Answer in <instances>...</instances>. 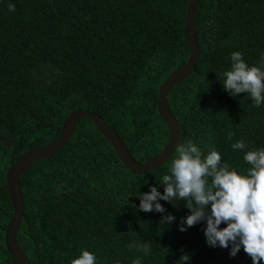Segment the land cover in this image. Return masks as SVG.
<instances>
[{
    "label": "trees",
    "instance_id": "1",
    "mask_svg": "<svg viewBox=\"0 0 264 264\" xmlns=\"http://www.w3.org/2000/svg\"><path fill=\"white\" fill-rule=\"evenodd\" d=\"M188 3L0 0V264L12 263L7 172L24 152L55 140L72 111L99 114L138 163L162 152L170 136L158 91L189 58ZM196 34V68L167 94L182 134L177 147L192 141L204 154L220 152V163L247 170L244 152L231 144L243 139L248 150L264 148V104L254 107L246 93L230 96L219 74L234 51L250 65L260 63L264 0H200ZM176 148L158 168L135 175L94 123L81 119L59 153L20 177L19 246L32 264H70L85 248L96 253L97 264H231L226 249L206 243L203 222L179 230L189 214L182 201H160L162 214L138 211L129 200L151 186L163 192L158 180ZM168 213L175 220L163 223ZM136 245H147V253Z\"/></svg>",
    "mask_w": 264,
    "mask_h": 264
},
{
    "label": "clouds",
    "instance_id": "2",
    "mask_svg": "<svg viewBox=\"0 0 264 264\" xmlns=\"http://www.w3.org/2000/svg\"><path fill=\"white\" fill-rule=\"evenodd\" d=\"M8 8L14 11L15 6L9 3ZM230 61V67L219 74L223 77V80H220L223 90L232 97L246 93L254 107H261L264 104V55L258 65H250L243 58L242 52L234 51ZM107 124L111 127L108 122ZM115 132L120 135L116 130ZM112 147L114 148L113 145ZM231 148L233 151L244 152L243 160L250 165L247 170L238 171L225 160L220 163V152L211 150L204 154L195 143L187 141L176 148V155L170 161L167 174L158 180L163 186V192L159 191L157 186H151L147 192L134 193L139 198L131 196L129 200H140L139 204L134 203L138 211H155L162 214L166 209L160 201H182L183 206L189 209V214L182 217L180 231H187L188 228L203 222L206 243L211 247L226 249L225 258L229 259L231 264L234 259H240L238 264H264V148L248 150L249 146L243 139L236 140L231 144ZM174 220L175 216L171 213L161 218L163 223H171ZM222 223L225 226L221 227ZM136 246L147 253V245ZM70 264H97L96 253L87 248L81 249L79 254L71 259Z\"/></svg>",
    "mask_w": 264,
    "mask_h": 264
},
{
    "label": "water",
    "instance_id": "3",
    "mask_svg": "<svg viewBox=\"0 0 264 264\" xmlns=\"http://www.w3.org/2000/svg\"><path fill=\"white\" fill-rule=\"evenodd\" d=\"M199 1L200 0H189L185 18L184 34L190 50L189 58L185 63L181 64L171 72V74L160 85L158 91V110L170 131L169 140L162 152L140 164L132 157L115 130L111 128L97 113L91 112L88 109H77L71 112L65 119L62 132L56 140L25 152L7 172L6 189L8 190L9 197L14 204V213L5 233L6 245L11 255V264H31L29 257L16 240V235L24 211L20 176L27 167L37 160L48 158L59 153L74 135L75 129L82 118L88 117L94 122L95 126L114 146L125 167L131 170L135 175H141L147 170L158 168L174 152L175 148L181 141L182 134L180 125L170 109L167 94L173 87L192 74L196 68V63L199 59V43L196 34V15ZM131 201L136 204L140 203V200L135 198H131Z\"/></svg>",
    "mask_w": 264,
    "mask_h": 264
}]
</instances>
